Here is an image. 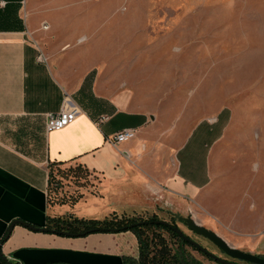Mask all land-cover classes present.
Here are the masks:
<instances>
[{
    "label": "rangeland",
    "instance_id": "1",
    "mask_svg": "<svg viewBox=\"0 0 264 264\" xmlns=\"http://www.w3.org/2000/svg\"><path fill=\"white\" fill-rule=\"evenodd\" d=\"M35 1L54 20L78 25L72 48L82 47L87 55L90 85L104 93L133 91L138 108L151 116L155 141L164 144V134L183 121L187 134L219 113L231 115L214 150L215 177L204 203L131 206L130 197H113L106 201L105 218L172 221L171 213L190 214L229 246L264 258V0ZM60 6L67 9L53 12ZM50 177L51 205L107 198L98 178L81 170L52 171ZM176 226L224 259L213 244L177 220ZM158 232L176 248L166 231ZM186 251L201 264H218Z\"/></svg>",
    "mask_w": 264,
    "mask_h": 264
},
{
    "label": "crops",
    "instance_id": "2",
    "mask_svg": "<svg viewBox=\"0 0 264 264\" xmlns=\"http://www.w3.org/2000/svg\"><path fill=\"white\" fill-rule=\"evenodd\" d=\"M46 13L35 0H0V253L17 264H128L138 255L131 232L70 238L17 225L3 238L13 220L42 226L46 218L66 215L104 219L106 201L113 197H130L131 206L158 200L182 209L187 201L204 203L215 177L214 150L231 115L219 113L187 134L183 121L164 134V144L155 141L151 116L138 108L133 91L104 93L90 85L87 55L82 47L72 48L78 25ZM64 88L81 114L62 130L47 133L46 115L59 110ZM101 116L107 120L97 125ZM123 129L135 130L134 138L110 144L109 138ZM70 168L98 178L107 198L51 205L52 171ZM0 264H5L1 258Z\"/></svg>",
    "mask_w": 264,
    "mask_h": 264
},
{
    "label": "trees",
    "instance_id": "3",
    "mask_svg": "<svg viewBox=\"0 0 264 264\" xmlns=\"http://www.w3.org/2000/svg\"><path fill=\"white\" fill-rule=\"evenodd\" d=\"M42 227L49 230L48 234L66 237L62 233H67L70 238L86 237L92 234L131 232L137 238L139 264H201L186 251V247H189L197 252L196 248L180 239L165 226L153 225L152 222L144 220L122 218H104L99 220L66 215L57 218H46ZM148 228L152 229L153 234L151 236L146 231ZM158 230L166 231L176 248H170L167 240L161 236ZM201 255L209 259L207 254V256L205 254Z\"/></svg>",
    "mask_w": 264,
    "mask_h": 264
},
{
    "label": "water",
    "instance_id": "4",
    "mask_svg": "<svg viewBox=\"0 0 264 264\" xmlns=\"http://www.w3.org/2000/svg\"><path fill=\"white\" fill-rule=\"evenodd\" d=\"M174 219L179 220L180 222H183L184 225L195 235L200 236L206 240H208L210 243H212L215 247H217L219 250H221L227 257H230L232 259L247 262L250 264H264V258L259 257L257 255L251 254L249 252H243L239 249H235L231 246H229L221 237H219L215 232L212 230H209L203 226H200L197 224L194 219L191 217L190 214H188L186 217L180 216L178 213L174 214ZM142 224V223H140ZM153 225H161L169 228L173 233H175L180 239L187 242L197 250L201 251L204 254H207L209 257H211L214 261H216L219 264H235L233 262H227L221 258H218L214 256L213 254L207 252L203 247H201L198 243L195 241L189 239L186 237L178 228L171 227L167 222L163 220H155L152 222ZM17 225H20L22 227H25L31 231L34 232H40V233H48V229L44 228L42 226H36L31 225L27 222H24L22 220H13L9 223L6 236L4 240H6L13 230V228ZM64 236L68 237L69 234L62 233ZM0 258L5 262V264H17V261H8L4 256L0 253Z\"/></svg>",
    "mask_w": 264,
    "mask_h": 264
},
{
    "label": "built area",
    "instance_id": "5",
    "mask_svg": "<svg viewBox=\"0 0 264 264\" xmlns=\"http://www.w3.org/2000/svg\"><path fill=\"white\" fill-rule=\"evenodd\" d=\"M41 28L43 30H48L49 27L46 23H43ZM82 41H84L83 38L80 40V42ZM39 60L43 62L45 61L41 56L39 57ZM79 114H81V109L79 108V106L73 101L72 97L69 94L63 93L59 110L55 113H49L46 115L45 131L47 133L60 131L71 124ZM106 120L107 117L101 116L96 120V124L100 125ZM134 136L135 130L123 129L109 138V142L112 145H118L132 140Z\"/></svg>",
    "mask_w": 264,
    "mask_h": 264
},
{
    "label": "flooded vegetation",
    "instance_id": "6",
    "mask_svg": "<svg viewBox=\"0 0 264 264\" xmlns=\"http://www.w3.org/2000/svg\"><path fill=\"white\" fill-rule=\"evenodd\" d=\"M170 213V212H169ZM170 215V217H171V219H172V221L170 220V221H165V220H163V221H165V222H167L171 227H176V228H178L177 226H176V220L174 219V214H169ZM155 220H159V219H157V218H155V217H152V218H150V219H148V220H144V221H147V222H153V221H155ZM179 223H181V224H183L184 225V223L183 222H180L179 220H177ZM184 227H186L185 225H184ZM167 228V227H166ZM169 229V228H168ZM179 229V228H178ZM186 229L188 230V231H190L187 227H186ZM180 230V229H179ZM181 231V230H180ZM186 237H188L189 239H191L188 235H186V233H184L183 231H181ZM191 232V231H190ZM124 233V232H123ZM133 234V233H132ZM192 234H194V233H192ZM134 235V234H133ZM195 235V234H194ZM135 236V235H134ZM195 236H197V235H195ZM137 239V238H136ZM204 239V238H203ZM192 240V239H191ZM204 240H206V239H204ZM194 241V240H193ZM207 241V243H209V244H212V243H210L208 240H206ZM138 243V242H137ZM197 243V242H196ZM199 244V243H198ZM200 245V244H199ZM201 246V245H200ZM201 247H203L207 252H209V253H213L210 249H208L207 247H205V246H201ZM217 248V247H216ZM218 249V248H217ZM220 252H221V254H223L225 257H224V259L223 260H225V261H227V262H233V263H235V264H250V263H247V262H243V261H238V260H235V259H232V258H230V257H227L221 250H219ZM199 254H204V253H202L201 251H197ZM206 255V254H205ZM207 256V255H206ZM258 256V255H257ZM259 257H261V256H259ZM208 258H209V260H211V261H213V262H216V261H214L211 257H209L208 256ZM201 263V262H200ZM217 263V262H216ZM128 264H139V251H138V255H137V258L133 261L132 260V262L131 263H128ZM219 264V263H218Z\"/></svg>",
    "mask_w": 264,
    "mask_h": 264
}]
</instances>
